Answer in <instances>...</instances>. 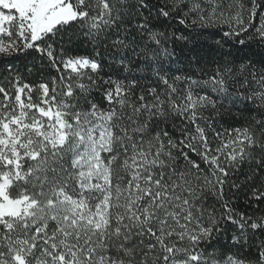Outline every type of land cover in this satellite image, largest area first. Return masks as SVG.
I'll return each mask as SVG.
<instances>
[{
    "label": "snow or ice",
    "instance_id": "1",
    "mask_svg": "<svg viewBox=\"0 0 264 264\" xmlns=\"http://www.w3.org/2000/svg\"><path fill=\"white\" fill-rule=\"evenodd\" d=\"M0 264H264V0H0Z\"/></svg>",
    "mask_w": 264,
    "mask_h": 264
},
{
    "label": "trees",
    "instance_id": "2",
    "mask_svg": "<svg viewBox=\"0 0 264 264\" xmlns=\"http://www.w3.org/2000/svg\"><path fill=\"white\" fill-rule=\"evenodd\" d=\"M257 51H259V49H257Z\"/></svg>",
    "mask_w": 264,
    "mask_h": 264
}]
</instances>
